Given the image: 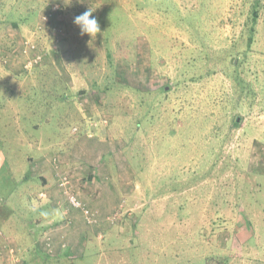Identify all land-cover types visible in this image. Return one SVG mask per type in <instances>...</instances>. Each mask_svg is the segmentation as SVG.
<instances>
[{"label": "rangeland", "instance_id": "1", "mask_svg": "<svg viewBox=\"0 0 264 264\" xmlns=\"http://www.w3.org/2000/svg\"><path fill=\"white\" fill-rule=\"evenodd\" d=\"M257 1L249 39L256 0H0V220L67 189L97 220L60 219V244L108 252L78 264H264ZM89 8L93 37L73 23Z\"/></svg>", "mask_w": 264, "mask_h": 264}, {"label": "crops", "instance_id": "2", "mask_svg": "<svg viewBox=\"0 0 264 264\" xmlns=\"http://www.w3.org/2000/svg\"><path fill=\"white\" fill-rule=\"evenodd\" d=\"M41 188L43 187L41 186ZM23 195L24 198H28L31 200L29 196L26 197L25 194ZM40 195L44 196L45 193L41 192ZM12 209L10 210V208H8V211H10L11 214L4 218L5 220H0L1 228L3 227L6 230L11 228L13 229L14 226H8V221L14 222L15 219L21 220L22 215H19L17 217L15 215L16 212ZM41 209H43V213H45V215H41L40 213H33L35 215H28L26 216V218L21 220L24 222V226H26V230L24 232L15 235L13 229L9 231L13 233V236L8 231L6 233L8 235L11 234L12 239L16 242L14 245L18 249L20 257V262L18 264H41L39 262H42L44 264H52L53 262H55L56 264H69L71 261L74 262V264H78V262L85 261L89 252H94L96 255V259L98 256L102 255L103 257L104 255H107L108 252L99 249L100 246L97 248L94 243L93 245L90 244V241L88 240L89 237L86 234L87 231H85L86 233L84 232L82 235V246L79 249H75V246L73 247V245L69 244V241H67V239H65L64 243L60 244L61 236L59 234L60 228H62V220L65 222L64 226H66V228H64V233L66 234V236H68L69 230L74 227V216L78 215V209L70 207L67 202L63 205L61 203L59 207H54L52 209H50L48 205H45V207L43 205ZM53 211L57 214H52ZM60 219L62 220L59 223ZM68 225L70 226L68 227ZM86 228L89 229V225H86ZM45 235H49L51 237L52 246L50 250H47L45 247H43V240ZM0 238L5 239V237ZM96 264L102 263L97 261Z\"/></svg>", "mask_w": 264, "mask_h": 264}, {"label": "built area", "instance_id": "3", "mask_svg": "<svg viewBox=\"0 0 264 264\" xmlns=\"http://www.w3.org/2000/svg\"><path fill=\"white\" fill-rule=\"evenodd\" d=\"M58 8L59 6L57 4L52 5L51 9L44 14L43 19L47 20L49 16H51ZM28 48L32 50L34 47L32 45L29 46ZM24 51L26 50L24 49ZM40 58H41L40 55H34L29 61H27V64H25V66L27 68L32 67L36 62H38ZM66 182H67L66 178L63 177V180L61 181V186H64L63 184H65ZM64 192L66 194L68 204L71 207L78 209L82 213L86 223L90 224L91 222H93L96 217L97 211L90 210L88 207L87 208L84 207V205L79 201L77 196L73 194L71 191L69 192L67 189H65ZM43 242H44L43 247H45L47 250H50L52 246L51 237L49 235H45ZM2 246H3V250L1 249V257L3 260V264H18L20 262V257L17 247L15 245L7 244V243H3Z\"/></svg>", "mask_w": 264, "mask_h": 264}, {"label": "clouds", "instance_id": "4", "mask_svg": "<svg viewBox=\"0 0 264 264\" xmlns=\"http://www.w3.org/2000/svg\"><path fill=\"white\" fill-rule=\"evenodd\" d=\"M93 10L90 8L82 14L74 17L73 23L79 28L81 35L89 37L96 36L100 32L98 20L92 15Z\"/></svg>", "mask_w": 264, "mask_h": 264}, {"label": "trees", "instance_id": "5", "mask_svg": "<svg viewBox=\"0 0 264 264\" xmlns=\"http://www.w3.org/2000/svg\"><path fill=\"white\" fill-rule=\"evenodd\" d=\"M256 5L255 6H257V7H253L252 8V10H251V12H250V17H249V24H251L250 26H249V28H248V31H249V39H251V37H252V33H253V31H254V29H255V22H256V20H257V17H258V11H259V9H258V1L256 0ZM27 103H33L34 105H35V103L34 102H36V99H35V96L33 97V98H31V99H28L27 98V101H26ZM52 107V106H51ZM53 108V107H52ZM70 206V205H69ZM71 207V206H70ZM0 240H1V238H0ZM1 242H2V240H1ZM218 261H222V263L223 264H225L227 261H226V258L224 259V258H219V259H217Z\"/></svg>", "mask_w": 264, "mask_h": 264}]
</instances>
